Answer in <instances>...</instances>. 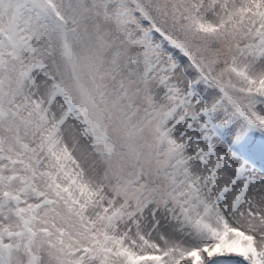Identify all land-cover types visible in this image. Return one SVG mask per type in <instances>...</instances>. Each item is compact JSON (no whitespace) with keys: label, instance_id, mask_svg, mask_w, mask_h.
Segmentation results:
<instances>
[{"label":"snow or ice","instance_id":"snow-or-ice-1","mask_svg":"<svg viewBox=\"0 0 264 264\" xmlns=\"http://www.w3.org/2000/svg\"><path fill=\"white\" fill-rule=\"evenodd\" d=\"M0 264H264V0H0Z\"/></svg>","mask_w":264,"mask_h":264}]
</instances>
